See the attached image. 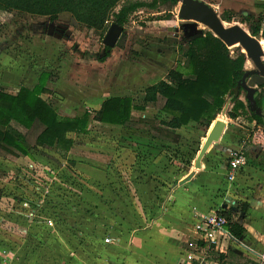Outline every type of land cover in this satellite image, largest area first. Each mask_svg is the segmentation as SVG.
<instances>
[{"label":"rangeland","instance_id":"rangeland-1","mask_svg":"<svg viewBox=\"0 0 264 264\" xmlns=\"http://www.w3.org/2000/svg\"><path fill=\"white\" fill-rule=\"evenodd\" d=\"M209 1L216 3L214 8L222 17L224 10H230L225 6L232 0ZM179 7L180 3L173 9L171 20L156 18L164 11L142 9L133 14L119 39L123 46L110 49L104 60H100L106 53L104 37L85 26L72 25L67 13L51 21L0 11V51L9 54L16 67L25 61L28 67H40V73L53 72L49 83L52 93L44 96L60 113L77 115L111 96L140 95L147 85L165 78L180 60L185 61L182 49L187 40L209 28L179 19ZM236 20L241 17L236 16ZM229 48L232 55L245 52L241 46ZM249 65L254 67L252 62ZM2 76L0 87L9 91L23 83L32 85L36 78L29 75L21 80L12 75L2 83ZM240 95L245 100L244 92ZM162 103L163 99L147 107L151 114L146 115L164 118L159 109ZM223 116L220 117L231 122ZM232 122L235 128L230 127L228 134L236 146L217 149H227L225 153L229 155L243 152L246 164L257 161L259 156L264 160V124L245 119ZM133 126L93 122L88 134L72 135L76 146L67 158L50 152L60 158V166L36 150L31 158L0 149V187L5 191L0 199V264H71L70 254L78 249L109 252L112 243L101 237H121V244H128L134 234L155 225L179 178L189 175L208 129L199 131L196 125H190L182 132L179 143L153 146L142 144L147 126L141 125L139 131ZM151 149L159 154L152 157ZM77 162L97 172L105 171L107 183L102 185L98 178H88L77 168ZM227 162V156L222 155L218 166ZM214 179H218V187L211 196L219 202L210 205L221 209L232 206L240 218L242 206L249 199L248 189L253 188L243 186L241 181L231 185L220 173ZM35 203L39 209H47L41 212ZM156 240L161 237L156 236ZM225 261L233 264L239 259L229 254Z\"/></svg>","mask_w":264,"mask_h":264},{"label":"trees","instance_id":"trees-1","mask_svg":"<svg viewBox=\"0 0 264 264\" xmlns=\"http://www.w3.org/2000/svg\"><path fill=\"white\" fill-rule=\"evenodd\" d=\"M179 1L0 0V11L47 17L51 21L67 13L71 16L72 25L85 26L104 37L112 22L125 27L131 16L142 9L164 11L156 18L171 20L174 18L173 9ZM222 19L228 22L236 20L235 15L227 9L222 13ZM241 21L256 36L261 31L264 15H248ZM117 45L122 47L123 41L119 40ZM182 50L185 61L180 60L176 67L168 71L166 78L146 86L140 95L111 96L104 99L98 109H85L77 115L60 113L55 104L44 96L52 93L49 86L53 79L51 71H42L38 82L31 87L21 85L15 91L0 87V149L31 158L34 157L33 150H36L60 166V158L53 157L50 152L55 151L67 158L76 143L72 135L88 134L93 122L126 127L139 122L147 126L153 137L174 143L181 140V134L176 129L191 121L209 127L220 114L231 119L242 118L264 124V120L250 108L247 99L240 97L241 92L245 91L241 88L240 94H235V88L244 74L253 69L246 67L247 56L244 52L232 55L230 48L210 30L193 34ZM109 54L110 48L106 47L105 57L100 60ZM261 87L263 89L256 94L258 103L264 101V86ZM161 99L163 103L160 109L171 115L169 120L133 118L134 109L145 110ZM227 104L229 108L224 111ZM4 192L0 187V199ZM48 202L59 206L56 201ZM35 206L40 207L38 203ZM247 206L244 204L243 210ZM220 212L227 218L231 231L239 237L243 236L245 228L235 221L233 211L222 209Z\"/></svg>","mask_w":264,"mask_h":264},{"label":"crops","instance_id":"crops-1","mask_svg":"<svg viewBox=\"0 0 264 264\" xmlns=\"http://www.w3.org/2000/svg\"><path fill=\"white\" fill-rule=\"evenodd\" d=\"M204 1L209 3L213 8L216 7V3L209 0ZM225 7L230 8V11L235 15V18L236 16H239L242 19L243 17L248 15H264V0H232L230 1V4L226 5ZM235 22L241 23L250 31L249 27L241 20H235L228 23ZM254 37H258L264 47V41L260 39V37L264 39V22L262 23L260 33ZM0 57V76H2L3 74L2 83H5V80L12 75L21 77V80H24L26 76L29 75H31V77L35 76L36 78L34 79V83H32V85L23 83V85L29 87L35 85L38 82L37 79H39L40 67H28L26 64L27 62L25 63L24 61L22 65L19 66L18 64L17 70L15 63L10 62L12 57L9 54L0 51ZM179 58L180 56H178V60H180ZM249 60L250 59L247 58V68L251 63ZM11 66H13V68H11ZM244 94L246 99V93L244 92ZM102 101H100L99 106L96 105L97 107H94V109H98L101 106ZM160 111L165 114V117L160 118V120H169L171 118V115H169L168 113L162 111L161 109ZM149 112L150 110L148 108H146L145 110L134 109L132 111V116L135 120H139L140 118H159L146 115V113L151 114ZM220 116L222 115H218L216 119H223ZM232 120L231 122H227L225 120L226 127L220 138L221 142L218 144H214V142L207 149L204 156L200 159V166H196L197 158L192 161L188 174L192 172L193 175L189 179L179 178L178 184L174 187V190L169 197L168 206L166 207L165 212L161 217L156 219L155 225L153 227H149L145 231L143 230L134 234L128 244L125 241H123L125 242L124 244H121V237H118L116 239L115 237L110 236V242L113 246L109 248V252H106V250L97 251L95 250V248H92L94 250H91L89 252L86 251V249H78L70 254V258L72 257L71 264H178L184 256V251L186 250V241L188 239H192L193 236H195L194 223L199 218V215L221 208L215 206L213 207L212 205H210H214V203L219 202L216 200L217 198L215 196H211L213 189L218 187V179L215 180L214 175L219 173L221 175L223 174L225 181L231 185L237 183L238 181H241L244 184L243 186L253 188V190L248 189L250 195L249 199L246 201L247 203H245L248 206L245 210L242 209L243 214L240 215V218H237L235 216V221L245 228L244 234L241 237H243V239H245V241L250 244L256 251L264 254V160L261 156H259L257 161L255 159L252 162H249L248 164L242 166L237 173L234 181L230 182L228 180L227 173L229 154L225 153L228 152L227 149L222 152L217 149V147H223L224 145L227 148L236 146L232 141V136L228 134V130H230V127L235 128ZM214 121L212 122V124L214 123ZM230 123H232V125H230ZM108 125L122 126L115 124ZM141 125L144 124L138 122L135 126H133V128L136 131H139L138 129H140ZM190 125H196L195 128L199 131L203 128L208 129L206 131V134L203 136L202 145H200V148L197 149L198 157L201 148L206 140V137L210 131L209 129L211 125L209 127H204L196 121H191L189 122V124L176 129V132L181 134V139L182 132L186 129V127H189ZM145 131L147 135L146 137H143L142 144H151L153 146H156V144H177L153 137V134L149 131L148 128ZM139 136V134L135 135V137L137 138ZM75 146L76 143L72 151L75 149ZM151 152H153L152 157L159 154V151L155 149H151ZM222 155L227 156L228 162L224 165L221 164L220 166H218L220 157ZM73 159H71V163L76 164ZM76 166L77 168L82 170L88 178H91L93 180H95V178H98L97 180L99 181V184L102 185H105L107 183V174L105 171L97 172L92 167L79 164L78 162ZM184 180L188 181L184 182ZM226 209L233 211L235 215L234 207L231 206L227 207ZM156 236L161 237V240H156ZM101 238L105 239L106 237ZM229 254L239 259L238 262H235L233 264H245V262H249L250 264H260V259L256 255H253L236 247L228 249L226 253H214V263L228 264V262L225 260L227 259ZM75 258L78 260H75Z\"/></svg>","mask_w":264,"mask_h":264},{"label":"water","instance_id":"water-1","mask_svg":"<svg viewBox=\"0 0 264 264\" xmlns=\"http://www.w3.org/2000/svg\"><path fill=\"white\" fill-rule=\"evenodd\" d=\"M179 19L183 21H194L204 24L219 37L228 47L241 46L245 49L247 58L253 63V69L248 70L242 80L235 88V94H240L242 88L246 93V99L252 110L257 107L256 93L258 87L264 85V47L258 37H254L250 31L241 23H228L222 19L220 13L204 0H180L178 11ZM124 26L112 22L108 28L103 43L110 49L116 47ZM228 104L225 107L226 111ZM226 127L224 119H216L210 128L206 140L198 155L196 166H200V159L204 156L207 149L216 141L220 140ZM191 172L185 179H189Z\"/></svg>","mask_w":264,"mask_h":264},{"label":"built area","instance_id":"built-area-1","mask_svg":"<svg viewBox=\"0 0 264 264\" xmlns=\"http://www.w3.org/2000/svg\"><path fill=\"white\" fill-rule=\"evenodd\" d=\"M245 164L246 156L243 152L233 151L229 155L227 178L230 182L235 180L237 173ZM220 210L222 209L199 215L194 223L195 236L186 241L184 256L178 264H215L214 253H226L233 247L256 255L260 259V264H264V254L256 251L243 237L235 235ZM105 241L110 242L111 237H106Z\"/></svg>","mask_w":264,"mask_h":264},{"label":"flooded vegetation","instance_id":"flooded-vegetation-1","mask_svg":"<svg viewBox=\"0 0 264 264\" xmlns=\"http://www.w3.org/2000/svg\"><path fill=\"white\" fill-rule=\"evenodd\" d=\"M261 90H259L260 92ZM257 107L254 108V112L257 113L264 120V101L262 103L257 102Z\"/></svg>","mask_w":264,"mask_h":264},{"label":"bare ground","instance_id":"bare-ground-1","mask_svg":"<svg viewBox=\"0 0 264 264\" xmlns=\"http://www.w3.org/2000/svg\"><path fill=\"white\" fill-rule=\"evenodd\" d=\"M260 39L264 41V39H262L261 37H260Z\"/></svg>","mask_w":264,"mask_h":264}]
</instances>
